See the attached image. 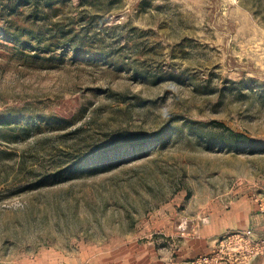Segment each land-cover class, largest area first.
Here are the masks:
<instances>
[{"label": "rangeland", "instance_id": "rangeland-1", "mask_svg": "<svg viewBox=\"0 0 264 264\" xmlns=\"http://www.w3.org/2000/svg\"><path fill=\"white\" fill-rule=\"evenodd\" d=\"M234 204L264 207V0H0V264H243L201 238Z\"/></svg>", "mask_w": 264, "mask_h": 264}, {"label": "crops", "instance_id": "crops-1", "mask_svg": "<svg viewBox=\"0 0 264 264\" xmlns=\"http://www.w3.org/2000/svg\"><path fill=\"white\" fill-rule=\"evenodd\" d=\"M244 205L246 206L238 207V205L236 206V204H234V208H231L227 210V212L222 214V216L226 215V217L236 216L240 219V221L234 220V222H229L228 224H224L223 226L214 224L212 231H209L210 233H208L207 235H203L201 238L206 245L208 243V238L213 239L216 237H220L221 235H224L231 231H244L251 229L253 234L251 236H243L242 242L239 241L238 248L240 249V262H242L243 264H260L257 260L252 259L257 252L252 255L251 248L253 244L255 245V241L258 238V235H261L262 231H264V207L261 206V211H259L255 208L253 209L252 206L250 207L248 204Z\"/></svg>", "mask_w": 264, "mask_h": 264}, {"label": "built area", "instance_id": "built-area-1", "mask_svg": "<svg viewBox=\"0 0 264 264\" xmlns=\"http://www.w3.org/2000/svg\"><path fill=\"white\" fill-rule=\"evenodd\" d=\"M252 233L253 232H252L251 229L244 230V231H236V232L233 233L232 239L229 236L227 237L226 240H229V241H227V244H230V243H233L234 242L233 245L239 247V241L242 242L243 236H251ZM234 237H235V239H234ZM220 245H222V243H220ZM205 260H206V258H205Z\"/></svg>", "mask_w": 264, "mask_h": 264}, {"label": "trees", "instance_id": "trees-1", "mask_svg": "<svg viewBox=\"0 0 264 264\" xmlns=\"http://www.w3.org/2000/svg\"><path fill=\"white\" fill-rule=\"evenodd\" d=\"M101 161H104V159L103 160H101ZM99 163V161H97L96 159H94L92 162H91V167H94V166H96L97 164Z\"/></svg>", "mask_w": 264, "mask_h": 264}]
</instances>
